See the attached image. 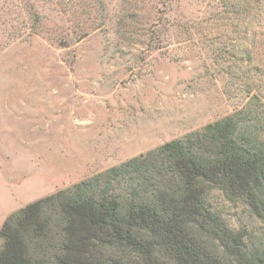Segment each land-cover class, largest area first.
<instances>
[{
	"label": "rangeland",
	"instance_id": "obj_1",
	"mask_svg": "<svg viewBox=\"0 0 264 264\" xmlns=\"http://www.w3.org/2000/svg\"><path fill=\"white\" fill-rule=\"evenodd\" d=\"M256 9V0H0V227L42 196L245 106L264 131ZM206 202L242 231L247 257L264 255V219L215 189ZM207 227L201 241L225 260L221 231Z\"/></svg>",
	"mask_w": 264,
	"mask_h": 264
},
{
	"label": "trees",
	"instance_id": "obj_2",
	"mask_svg": "<svg viewBox=\"0 0 264 264\" xmlns=\"http://www.w3.org/2000/svg\"><path fill=\"white\" fill-rule=\"evenodd\" d=\"M248 108L12 212L0 264H264L206 202L215 189L264 219V131ZM207 226L221 231L225 260L201 241Z\"/></svg>",
	"mask_w": 264,
	"mask_h": 264
}]
</instances>
